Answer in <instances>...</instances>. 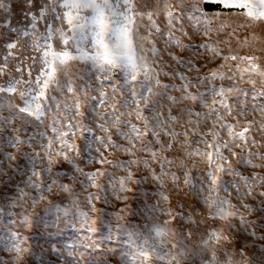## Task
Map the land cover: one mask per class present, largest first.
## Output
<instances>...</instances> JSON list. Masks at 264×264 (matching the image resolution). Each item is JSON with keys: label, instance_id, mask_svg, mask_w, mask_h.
<instances>
[{"label": "snow or ice", "instance_id": "1", "mask_svg": "<svg viewBox=\"0 0 264 264\" xmlns=\"http://www.w3.org/2000/svg\"><path fill=\"white\" fill-rule=\"evenodd\" d=\"M36 4L37 0H24V6L30 10L26 13L29 21L26 26L12 28L8 22L9 27L5 31L4 22H0V30H3L0 31V39L5 41L3 52L0 53V153H3L10 168L18 170L22 177L26 176L22 181L24 187L18 185L17 195L9 202L8 211L0 207V225L4 224V217L12 221L9 225L11 229L9 241L3 243L15 244L10 253L0 257V264H24L23 257L29 252L24 237L15 229L17 225L31 227L32 213L25 210L22 214H18L12 209L17 206L24 208L23 202L29 199L31 200L29 206L32 208L42 201H48V208L53 207L44 193H51L55 187L72 197L70 205L79 211L88 231L94 233L96 220L91 219L89 212L80 208V202L76 199L78 196L75 191L76 182L79 180L83 189H96L95 192L89 191L85 197L86 204L92 211L96 210V202L108 203L107 198L101 195L105 185L98 181L108 176L109 185L114 191H127L128 181L139 182L134 178L133 166L140 168L142 165L146 170L145 175L161 184L162 178L168 176L178 190L179 177L169 171L176 157L168 159L165 153L175 154L180 148H187L191 144V135H198V144L214 150L217 170L232 177L231 192L239 203L231 205L230 200H225L224 203L230 204L232 208L253 211L252 205L244 201L255 198L256 187H264V175L254 171L257 167L251 159L254 153L249 152L248 158L245 159L238 156L233 149L241 145L247 147L249 143L256 145V141L250 138V129L254 122H246L243 125L246 130L239 131L241 121L235 118L234 106L229 103L231 97L242 96L243 99H239V103L246 106L249 104V94L246 90L229 84L232 78L225 69L229 67V61L235 60V56H221L220 49L209 35L213 29L210 27L212 20L208 14L235 12L238 10L237 6L227 5L225 0H191L188 5H185L183 0H177L175 4L170 3L169 0H156V9H149L146 3L142 9L139 0H38L39 6L35 7ZM220 6H223L222 9L216 11L215 9H219ZM11 7L12 0H0V16L6 17L10 14ZM239 11L243 12V8ZM161 17H163V27ZM137 19L144 26V32L140 36L136 34ZM258 23H264V19ZM189 27L192 28L191 32L188 31ZM9 33L11 38H5ZM129 36L135 46L134 52L129 48ZM197 36L200 37V43H185L186 40L192 41ZM137 40L142 44H136ZM161 42L162 46H158ZM25 46L35 55L27 57L31 63H25L24 60L16 63L14 74L12 62L16 59V50ZM52 48L57 53L55 65L49 57V50ZM194 49H203L202 52H194L199 59L185 57V50ZM65 56L70 58L69 65H83L85 70L93 72L95 81L80 83L81 77L69 74L67 71L61 73L60 69L67 67L62 59ZM218 59L223 62L216 64ZM200 60L204 61L202 65L199 63ZM33 64L39 65L35 75H33ZM214 64L216 66L213 67ZM204 68H207L206 72L203 71ZM193 73L196 75L193 76ZM161 77H167L171 82H164ZM249 83L253 82L250 80ZM106 86L113 93L118 90L121 94L127 93L131 98L130 102L135 106L136 123L131 120L122 121L121 117L125 115L124 113L112 114L109 127L108 121L105 120V116L109 113L102 110L107 104ZM53 92L74 93L76 96L74 105H64L65 111L74 110L78 117L74 123L67 125L68 132L63 130V124L59 128H51L53 135L39 130L29 132L21 125L15 124V120L20 119L22 124H33L34 129L42 125L43 116L37 114L44 111L42 104L50 100L55 102L58 108L60 106V98L57 95H50ZM16 96H19V105L13 103V98ZM153 97L166 99L167 105L161 103L158 107L155 106ZM259 97H264V88L253 91L251 101L254 106L258 103ZM89 100L97 101L96 106L89 104ZM177 105H180L179 109L176 108ZM85 107L91 110V120L95 127L85 123V120L89 119L83 111ZM149 109L151 116L145 114ZM259 110L264 115V105ZM5 111L9 113L7 118L2 115ZM112 113H116V106H112ZM238 115L246 114L239 112ZM181 117H187V120H182ZM209 120L211 124L202 128V125ZM185 122L191 126L187 130L178 131L173 127L174 124ZM261 127L264 128V124H261ZM97 130L104 133L103 136H97V143L101 144L105 151L111 149L130 157L127 161H112L107 159L105 151L99 153L97 149L100 155L98 162L121 168L126 172V176L117 178L99 168L85 171L75 163L72 153L79 156L80 148L67 137H75L77 132L83 136L85 132L92 133ZM6 132L10 134L5 135ZM149 136L152 139L149 140ZM180 137H183V141ZM56 145H59L58 149ZM6 147L12 151L6 152ZM25 147L28 151H23ZM37 148L40 151H37ZM137 152L147 153L149 158L137 159ZM193 152L199 153V148H194ZM225 152L228 154L225 155ZM18 156L25 161L23 167L18 164ZM231 157L244 159L247 175L244 171L231 166ZM44 159L47 163L40 167L44 164ZM96 159L93 157L86 163L91 165ZM61 160L73 168V174L67 177L68 183L60 182L62 174L59 171H56L53 177V172ZM153 162L159 164V173L152 167ZM4 174L6 173L0 170V175ZM45 175L50 179L47 184L43 179ZM206 175L215 189L216 171H209ZM81 176L87 184L80 180ZM193 180L191 172L186 170L184 183L188 187L195 188ZM220 183L228 182L221 179ZM25 188L35 189L40 193L39 197H30ZM223 190L229 192L227 187ZM159 195L162 199H169L164 192ZM259 195L264 197V191ZM217 208L215 214L212 212L207 214V219L214 223L208 227L205 235H215L216 225L228 216L238 215L242 223L251 227V221L244 212H224L219 206ZM207 209L206 204L205 211ZM120 211L124 212L125 209ZM222 212L223 216H221ZM63 213L69 214L68 207L63 209ZM167 214L171 215L173 221L180 218L188 223L194 222L180 211L173 214L170 210ZM121 219L123 216L117 217L118 221ZM13 233L15 240L11 239ZM121 233L122 226L117 224L109 239L120 242ZM253 234H256L254 230ZM128 235L131 239L132 234ZM186 235L190 237L191 232ZM260 238L264 239V235ZM85 239L90 240L88 237ZM90 243L94 245L97 242L90 241ZM79 245L84 248L90 246L83 241H80ZM75 249V243L66 245V254L72 257ZM109 251L114 252L116 249L110 248ZM79 254L84 255V253ZM228 255L225 251V260ZM207 259L209 264H212V257Z\"/></svg>", "mask_w": 264, "mask_h": 264}, {"label": "rangeland", "instance_id": "2", "mask_svg": "<svg viewBox=\"0 0 264 264\" xmlns=\"http://www.w3.org/2000/svg\"><path fill=\"white\" fill-rule=\"evenodd\" d=\"M139 2L142 9H144L145 3L149 9H156V0H139ZM169 2L175 4L177 0H169ZM183 3L188 5L191 0H183ZM225 3L237 6L238 10L208 14L212 20L210 27L213 29L209 35L216 42V47L220 49L221 56H235V60L229 61V67L225 71L232 78L229 81L231 86L248 92L249 104L245 106L239 103V99H243L242 96L239 98L231 97L229 103L234 106L235 118L241 121L239 131L246 130L243 127L246 122H254L250 129V138L256 141V145L249 143L247 147L241 145L233 150L238 156L245 159L248 158L249 152L254 153L255 155L251 157L253 163L257 165L254 171L264 175V159H262L264 158V128L261 127V124H264V115L259 110L264 105V97H259L255 106L251 101L253 91L264 88V23H258L264 19V0H225ZM38 6L37 0L35 7ZM222 7L220 6L216 11H220ZM240 8H243V12L239 11ZM29 11L24 6V0H12L10 14L6 17L0 16V22H4V30L7 31L8 22L12 28L26 26L29 23L26 13ZM160 20L163 27V17ZM42 27L43 25H41ZM188 31L191 32L192 28L189 27ZM143 32L144 26L137 19V36L142 35ZM5 38H11V33ZM199 39L200 37L197 36L192 41L186 40L185 43L198 44L200 43ZM4 42L3 39H0V53L3 52ZM128 44L134 52L135 46L130 36ZM136 44L141 45L142 42L137 40ZM158 46H162V42ZM195 51L202 52L203 49L185 50L184 55L185 57H192L194 60L199 59V56L194 53ZM29 55H35V53H32L31 49L26 46L16 50V59L12 62L14 74L16 63L21 60H24L25 63H31L27 60ZM49 57L52 64L55 65L57 53L54 48L49 50ZM165 58L167 59V57ZM62 59L67 67L61 68V73L67 71L69 74L81 77L80 83L95 81V74L85 70L83 65H69L70 58L67 56ZM222 62L218 59L216 64ZM199 63L202 65L204 61L200 60ZM216 64L212 66L214 67ZM38 68V64H33V75L36 74ZM203 71L206 72L207 68H204ZM242 73L243 75H241ZM192 75L195 76L196 74L193 73ZM61 79H63V75H61ZM161 79L164 82H171L167 77H161ZM250 80L253 83H249ZM106 91L107 104L102 110L109 113L105 116L109 127L111 126L112 114L124 113L125 115L121 117L122 121L131 120L136 123L135 106L130 102L131 98L127 93L121 94L119 90L113 93L107 86ZM50 95H57L60 98V106L58 108L56 103L50 100L42 104L44 111L37 113L43 116L42 125H38L34 129L33 124H22L20 119H16L15 124L21 125L29 132L39 130L47 132L48 135H53L51 133L52 127L59 128L63 124V130L68 132L67 125L74 123L78 117H76L74 110L65 111L64 105H74L76 96L74 93L69 94L67 92L63 94L53 92ZM173 95H180V93H173ZM81 99L83 98L81 97ZM153 99L157 107L161 103L167 105V100L164 98L153 97ZM13 103L19 105V96L13 98ZM88 103L95 107L97 101L89 100ZM112 106H116V113H112ZM179 107L180 105L176 106L177 109ZM83 111L89 116L85 123L95 127L91 120V110L85 107ZM239 112H244L246 115L239 116ZM145 114L151 116V109ZM2 115L7 118L9 113L5 111ZM181 119L186 121L187 117H181ZM233 122L235 121L233 120ZM210 124L211 120L203 124L202 128L208 127ZM173 127L178 131H184L191 126L185 122L174 124ZM113 131L115 130L113 129ZM8 134L10 133H5V135ZM98 135L103 136L104 133L97 130L92 133L85 132L82 136L77 132L75 137H67L80 148L79 156H76L74 152L72 153L75 163L84 168L85 171L99 168L117 178L126 176V172L121 168L98 162L99 153L105 151L104 147L97 143ZM225 138L227 139L226 136ZM148 139H152L151 136ZM190 139L191 144L187 148L182 147L175 154L165 153L168 159L176 157L169 171L179 177L177 181L178 190L168 176L162 178L163 183L161 184L145 175L146 170L143 169L142 165L140 168L133 166L134 178L138 179L139 182L128 181L127 191H114L109 185L110 177L108 176L98 181L105 185V190L101 195L107 198L108 203L96 202V210L92 211L89 210L85 197L89 191L95 192L96 189H83L78 180L75 184V191L78 193L76 199L80 202V208L89 212L90 218L96 220L94 233L88 231L79 211L70 205L72 197L60 192L55 187L51 193H44L54 205L53 207L48 208V201H42L32 208L29 206L31 204L29 199L23 202L24 208L17 206L12 209L18 214H22L25 210L32 213L31 227L17 225L15 229L24 237L29 248L28 254L23 257L24 264H209L207 257H212V264H264V239L260 238L261 235H264V197L259 195L261 191H264V187H256L254 190L255 198L244 201L252 205L253 211L230 207V204L237 205L239 203L235 199L234 193L231 192L232 177L217 170L214 150L211 147L205 148L202 144H198V135H191ZM180 140L183 141V137H180ZM229 142L231 143V141ZM56 148L58 149L59 145H56ZM194 148H199V153L193 152ZM97 149H99V153H97ZM36 150L40 151L39 148ZM5 151H12V149L6 147ZM23 151H28L27 147ZM186 153L193 154L188 155ZM227 154L225 152V155ZM105 155L107 159L117 162L127 161L130 158L124 153L111 149L105 151ZM93 157L97 159L88 165L87 160H91ZM136 158L147 159L149 155L137 152ZM18 160L19 166L23 167L25 165L23 158L18 156ZM231 161L233 168L244 171L247 175L248 170L244 168V159L238 160L237 157H231ZM46 163L47 161L44 159V164L40 167L45 166ZM152 167L159 173L158 163L153 162ZM0 170L6 173L0 175V207L8 211L9 202L17 195L18 185L24 187L22 181L26 179V176L22 177L18 170L9 167L3 153H0ZM186 170L191 172L195 188L188 187L184 183ZM56 171L61 172L60 182L62 183H68L67 177L73 174L72 166L62 160L55 168L53 177H55ZM209 171H216L217 184L215 189L210 183V178L206 175ZM43 179L45 184L50 182L47 175ZM221 179L228 183L221 184ZM80 180L87 184L84 177L81 176ZM224 187H227L229 192H225ZM25 191L30 197L38 198L40 195L35 189L25 188ZM161 192L166 193L169 199H162L159 195ZM225 200H230V204H225ZM206 204L208 205L207 211H205ZM217 206L224 212H244L247 219L251 221V227L242 223L238 215L228 216L216 225L215 235H205L208 227L214 223L207 219V214L208 212L215 214L218 210ZM65 207L69 209L68 215L63 213ZM121 209H125V211L121 212ZM170 210L173 214L180 211L194 222L188 223L180 218L173 221L171 215L167 214ZM118 216H123V219L118 221ZM221 216H223V212ZM11 223V219L4 217V224L0 225V257L7 255L15 247V244L11 242L3 243L9 241V233L11 232L9 225ZM117 224L122 226L120 242L109 239ZM189 231L191 232L190 237L186 235ZM128 234H132L131 239H129ZM86 237L90 240L85 239ZM11 239L15 240L14 233ZM80 241L90 246L84 248L79 245ZM90 241L97 243L91 245ZM74 243L76 244L75 254L70 257L66 254L65 248L66 245ZM110 248H115L116 251L111 252L109 251ZM225 251L229 254L227 260H225ZM79 253H84V255Z\"/></svg>", "mask_w": 264, "mask_h": 264}, {"label": "trees", "instance_id": "3", "mask_svg": "<svg viewBox=\"0 0 264 264\" xmlns=\"http://www.w3.org/2000/svg\"><path fill=\"white\" fill-rule=\"evenodd\" d=\"M215 10H217V9H215Z\"/></svg>", "mask_w": 264, "mask_h": 264}]
</instances>
